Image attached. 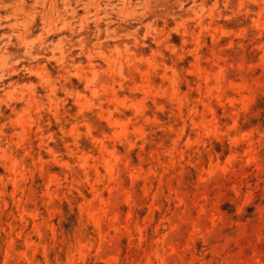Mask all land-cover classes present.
<instances>
[{
	"label": "rangeland",
	"instance_id": "374dc122",
	"mask_svg": "<svg viewBox=\"0 0 264 264\" xmlns=\"http://www.w3.org/2000/svg\"><path fill=\"white\" fill-rule=\"evenodd\" d=\"M0 264H264V0H0Z\"/></svg>",
	"mask_w": 264,
	"mask_h": 264
}]
</instances>
